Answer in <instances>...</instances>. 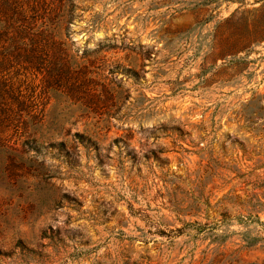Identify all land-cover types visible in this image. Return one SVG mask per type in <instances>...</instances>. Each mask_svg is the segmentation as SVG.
Instances as JSON below:
<instances>
[{
  "label": "rangeland",
  "instance_id": "obj_1",
  "mask_svg": "<svg viewBox=\"0 0 264 264\" xmlns=\"http://www.w3.org/2000/svg\"><path fill=\"white\" fill-rule=\"evenodd\" d=\"M71 3L0 70V264H264V0Z\"/></svg>",
  "mask_w": 264,
  "mask_h": 264
},
{
  "label": "trees",
  "instance_id": "obj_2",
  "mask_svg": "<svg viewBox=\"0 0 264 264\" xmlns=\"http://www.w3.org/2000/svg\"><path fill=\"white\" fill-rule=\"evenodd\" d=\"M53 1L56 0H0V70L11 65L13 56L20 60L21 55L24 56L21 61L29 67L41 70L52 63L48 58L51 50L65 52L64 42L57 39L56 28L67 15H72L74 4L68 6L66 0H57L54 5ZM257 12L262 19H256L252 25L246 22L244 32L229 35L219 55L234 56L254 39L264 38V5ZM237 61L232 58L229 64ZM61 62L65 63L63 59Z\"/></svg>",
  "mask_w": 264,
  "mask_h": 264
}]
</instances>
